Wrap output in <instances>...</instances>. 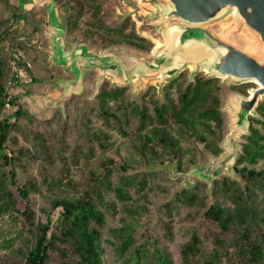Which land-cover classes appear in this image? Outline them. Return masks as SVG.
Instances as JSON below:
<instances>
[{
	"label": "trees",
	"instance_id": "trees-1",
	"mask_svg": "<svg viewBox=\"0 0 264 264\" xmlns=\"http://www.w3.org/2000/svg\"><path fill=\"white\" fill-rule=\"evenodd\" d=\"M53 1L74 44L141 53L155 47L131 16L109 24L101 0ZM3 2L12 13L0 21V264H105L107 246L117 264H264V99L249 116L236 177L172 192L161 186L173 179L159 166L184 174L223 153L221 79L183 70L161 90L150 84L137 101L128 99L129 86L105 78L87 109L76 92L64 110L40 120L10 90L16 74L4 51L26 52L24 26L37 8ZM252 85L230 87L248 94ZM7 105L13 112L3 116ZM177 231L184 237L179 260L170 249Z\"/></svg>",
	"mask_w": 264,
	"mask_h": 264
},
{
	"label": "rangeland",
	"instance_id": "rangeland-1",
	"mask_svg": "<svg viewBox=\"0 0 264 264\" xmlns=\"http://www.w3.org/2000/svg\"><path fill=\"white\" fill-rule=\"evenodd\" d=\"M21 1H24L23 6H25V8L28 9L35 6L38 12L35 14V19H31L27 22L26 26H24L26 28L22 37V42L26 44V52H23V60L26 64L27 62L30 63V65H28L29 77H32L30 74V70H32L33 76L36 77V80L26 83L28 86H25V84L19 83L15 77L13 83L10 84V90L14 94H19L22 101L26 103L30 112L35 114L40 120L51 117L55 110H64L65 101L68 97L71 98V96L76 92L82 93L80 101L82 111L87 109L90 105L94 104L95 96L99 91L97 81L99 80V76L101 74L100 69L96 67H85L86 65L89 66L94 64L92 59H89L88 57L80 58L79 62L75 61L73 65H71L72 61L70 59H68V61L66 60L64 52H69L78 45H84L89 51H96L99 54L103 53L105 50H100L97 47L86 43L74 44L65 39V14L62 8L58 4H55L53 0H10V3L18 5L21 4ZM164 1L166 0H101V3L106 21L113 26L121 24L127 16H131V18L136 22V27L139 33L154 42L155 47L152 50V52H154L157 47V41L162 38H160V34L155 30V24L158 21L155 22L148 19L146 14L152 8L151 3ZM11 13V7L6 4V2L0 3V21L4 18H9ZM38 21L39 23H37ZM207 27L214 34L220 36L224 40L239 46L244 51L259 59H263L264 46L260 39L252 30L240 25L237 20L232 19L230 17V13L225 18L207 25ZM82 49L84 48H81V50ZM4 51L7 56L11 58L14 67L13 57H11L13 56L11 48L10 50L6 49ZM111 51L117 55H119L120 52H123L143 58H147L151 55L141 53L136 49H132L131 47L124 45L116 46L111 49ZM92 56H94V54H91V58H93ZM80 66H82L81 69ZM105 67L106 66H103V69H105ZM193 69L194 68L191 66L184 69L189 72V78L193 77ZM198 72L201 74H208L202 69ZM127 74L130 75V71H127ZM220 79L222 83L225 84L223 96L224 108L226 109L225 112L228 120L227 133L225 137L227 138L231 132V121H233V98L235 93L238 94V92L232 90L230 87V84H234L236 82L235 80H225L224 78ZM248 83L255 85L248 88V94H239L248 96L250 94V90L257 87V84L254 82ZM150 84L154 85L155 82L148 83L147 81H144L143 84H140L137 80H134L128 85V99L140 101L142 94L147 90ZM12 112L11 107L7 105L3 111V116H8ZM38 124V127H35L41 130L49 131L53 128H46L41 126L40 123ZM242 140L243 136L236 141L240 145V148ZM226 152L229 153V150L227 151L226 148H223V153L219 156H213L211 154L206 155L201 158L199 163L193 166L189 172L184 174L178 173L172 164L159 166L158 168L161 169H163L162 167L166 168V176L169 175L173 179L172 182H168L167 180L162 181L161 186H165L174 192L177 188H181L182 186L191 187L197 181L203 180L208 183V186L211 189L215 178H220L223 175L236 177V173L233 169L224 170L221 174L219 173V170L215 171L214 169L219 163V160L222 159L224 161L226 159L223 155ZM217 175L219 176L217 177ZM171 197L172 194L166 195V199H170ZM43 201V197H37L38 204H41ZM112 223L116 224V221ZM112 223L110 221V224ZM183 241L184 237L177 231L176 240L170 245V249L177 260H179L178 247ZM119 262L120 261L117 259V255L112 246H107L105 264H117Z\"/></svg>",
	"mask_w": 264,
	"mask_h": 264
},
{
	"label": "water",
	"instance_id": "water-1",
	"mask_svg": "<svg viewBox=\"0 0 264 264\" xmlns=\"http://www.w3.org/2000/svg\"><path fill=\"white\" fill-rule=\"evenodd\" d=\"M151 5L146 16L158 21L155 30L162 38L159 40L162 45L156 47L154 52L147 53L151 54L147 58L123 52L117 55L111 50L99 54L78 45L70 53L64 52L66 60L70 59L73 65L80 58L92 59L94 64L85 67L100 69L98 86L109 78L114 84L122 86H128L134 80L140 84L144 81L155 82L161 90L188 66L194 68L192 75L202 69L208 75L233 79L235 83H256L257 87L252 88L248 96L235 93L231 132L222 143L229 153L223 154L226 159L219 160L214 168L220 174L224 170H234L240 149L236 141L249 132V116L257 115L256 107L264 99V56L259 59L249 54L214 34L207 25L225 18L236 9L234 19L252 30L264 46V0H166ZM91 54H94L93 58ZM103 66H106L105 69ZM127 71H130V75Z\"/></svg>",
	"mask_w": 264,
	"mask_h": 264
},
{
	"label": "built area",
	"instance_id": "built-area-1",
	"mask_svg": "<svg viewBox=\"0 0 264 264\" xmlns=\"http://www.w3.org/2000/svg\"><path fill=\"white\" fill-rule=\"evenodd\" d=\"M23 59L24 54L22 51L18 50L13 52V63L16 71V77L22 83H30L32 82V77H29L28 75V65H30V63L27 62L26 64ZM23 63H25L26 65H24Z\"/></svg>",
	"mask_w": 264,
	"mask_h": 264
},
{
	"label": "bare ground",
	"instance_id": "bare-ground-1",
	"mask_svg": "<svg viewBox=\"0 0 264 264\" xmlns=\"http://www.w3.org/2000/svg\"><path fill=\"white\" fill-rule=\"evenodd\" d=\"M236 15H237V10L235 9V10H233L232 13L230 14V17H231L232 19H234V18H236ZM161 45H162L161 41H157V47H159V46H161Z\"/></svg>",
	"mask_w": 264,
	"mask_h": 264
}]
</instances>
